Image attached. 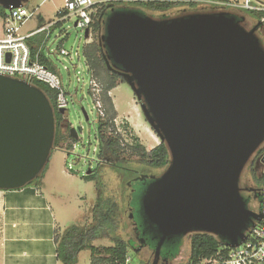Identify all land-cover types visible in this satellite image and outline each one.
<instances>
[{
	"label": "water",
	"instance_id": "water-1",
	"mask_svg": "<svg viewBox=\"0 0 264 264\" xmlns=\"http://www.w3.org/2000/svg\"><path fill=\"white\" fill-rule=\"evenodd\" d=\"M25 1L0 5L10 10ZM242 19L227 12L157 19L132 9H112L105 19L108 59L169 152L166 169L139 199L141 221L155 227L147 264L159 263L168 240L196 232L235 247L261 218L247 206L240 176L264 142V48L255 32L262 22L247 29ZM54 136L55 112L45 92L0 74V190L37 178Z\"/></svg>",
	"mask_w": 264,
	"mask_h": 264
},
{
	"label": "rangeland",
	"instance_id": "rangeland-1",
	"mask_svg": "<svg viewBox=\"0 0 264 264\" xmlns=\"http://www.w3.org/2000/svg\"><path fill=\"white\" fill-rule=\"evenodd\" d=\"M186 2H196V5L183 4L172 7L166 11H152L140 7L143 13L157 18H173L189 13L199 12H227L232 15L243 17L244 23L248 24L247 29L257 23V19L248 14L241 7H221L217 4H207L202 0H182ZM225 2V0H220ZM233 2L234 0H230ZM264 3V0H259ZM64 0H27L24 6L33 10V16L29 18L20 27V34H26L31 30L52 24L59 19L57 10L63 6ZM124 6L137 8L135 4L123 2ZM139 8V6H138ZM44 36L47 31L43 32ZM2 34V21L0 19V36ZM256 35L261 40L264 48V25L256 31ZM96 38L94 31L91 32V40ZM89 39V40H90ZM86 41L80 31L73 26V19L60 21L58 25H51L49 37L45 42L44 51L50 50V59L58 66L62 81L67 91V119L69 122L82 124V130L75 145L67 148L65 144L53 148L49 155L48 162L41 175L35 180L38 185L50 197L52 205L56 212V218L59 223L57 235H60L64 228L70 225L85 227L93 223V212L97 208L107 210L110 206L114 207V222H104L100 228V235L91 241V245L96 247H110L114 244L115 236L126 239L132 234V225L128 217V206L131 200V192L128 186L133 174L124 169L100 165L97 167L95 150V129L97 127L96 115L92 110V101L88 94V80L85 75V64L81 54L82 44ZM63 45L69 51H77L79 59L77 63L82 74L77 75L80 79L76 80V75L72 72L67 73L62 69L63 65L69 66L67 58L54 54L56 45ZM76 59V57H75ZM117 115L114 121L116 133L122 137L124 142H130L132 136L139 138L141 144L147 149L156 146L160 142L158 135L152 130L146 118L143 117L139 104L136 102L132 88L127 82H119L110 92ZM86 111L83 115L80 107ZM115 133V132H113ZM264 142L261 144V146ZM260 146V147H261ZM69 152V153H68ZM257 151L252 155V157ZM129 159L130 154L126 153ZM251 157V159H252ZM251 159L244 167L240 184L245 188L254 189L255 184L252 178ZM125 166L136 168L145 175L151 177L159 176L163 173L164 167H152L138 161L134 156L123 163ZM69 165L71 168L69 169ZM88 168L96 174L94 180L85 181L81 175L86 174ZM65 173L73 175V177ZM134 187L137 182L134 181ZM257 191L256 188L254 190ZM249 197L250 208L257 212L259 200L257 195L254 197L252 192H246ZM135 198H132V202ZM98 203L100 207H98ZM97 213V212H96ZM112 224V225H110ZM191 234H186L182 242L175 249V257L168 264H183L186 262L190 252ZM128 254L132 257L133 264H147L145 259L139 253L128 246ZM91 248L86 247L81 250L74 264H91Z\"/></svg>",
	"mask_w": 264,
	"mask_h": 264
},
{
	"label": "trees",
	"instance_id": "trees-1",
	"mask_svg": "<svg viewBox=\"0 0 264 264\" xmlns=\"http://www.w3.org/2000/svg\"><path fill=\"white\" fill-rule=\"evenodd\" d=\"M122 4L124 3L107 2L98 8L93 17V23L91 25V30L94 31L96 38L85 43L82 48V54L88 69L91 71L93 77L96 78V80L102 86V100L105 108V117H97L96 119L97 128L99 129L96 136L99 146L97 156L102 160L117 159L119 161H128L134 156L138 161L152 167H166L169 162V152L163 141H160L156 146L147 149L143 144L140 143L138 137L132 136L130 142H124L119 133H116L114 119L116 118L117 112L112 98L108 92L116 87L119 82H126V80L123 77L122 71L119 67L111 69L110 66L112 64L110 59H108L106 47L104 46L100 37L104 33L105 19L112 9H132L139 13H143V11L140 9V7H142L152 11L163 12L172 7L183 4L194 6L196 5V2H186L182 0H144L137 3H131L135 4L137 8L126 7ZM245 11L256 18V21L258 22L261 21V18L264 15V13L261 11L247 9H245ZM6 12L7 10L0 5V19L5 17ZM261 22L264 25V20ZM58 24L59 22H56L54 25L56 26ZM43 36V32H38L27 38V44L33 53H35L41 47L44 41ZM40 62L46 65L51 71L57 72L55 65L49 58L45 56L43 51L40 54ZM31 83L37 85L45 92L54 110L58 111L55 102L56 92L45 83L36 79L31 80ZM134 97L137 103H142L141 100L137 99L135 95ZM74 142L75 141H67V134L62 133L58 128H55L53 148L60 147L64 143H67V148H71ZM263 152L264 144L259 148L255 158L250 163L253 182L257 190L256 195L259 201L261 200V191L264 189V167L260 162L257 161ZM126 153L131 155L129 159L126 157ZM95 177L96 174L93 171H91L89 174L81 175V178L85 181L94 180ZM29 184L38 186V182L35 179ZM135 200L136 199H134V201ZM98 207H100L99 203ZM97 209V213L93 212V223L88 224L85 227L70 225L64 228L60 235H57L56 233L57 258L60 264H74L78 253L86 247L91 248V264H124V258L128 254V244L124 239L115 236L114 244L110 247H96L90 244L94 238L100 235L101 232L98 231L100 226L106 221L111 222V218H113L114 214L113 206H110L107 210H102L99 208ZM177 246H179V244H176L172 249L174 257L176 255L175 249ZM223 247H226V249L229 248L227 245H225L224 240L219 236L205 232L192 233L190 238L189 256L186 262L183 264H198L202 258L214 255L219 249Z\"/></svg>",
	"mask_w": 264,
	"mask_h": 264
},
{
	"label": "built area",
	"instance_id": "built-area-1",
	"mask_svg": "<svg viewBox=\"0 0 264 264\" xmlns=\"http://www.w3.org/2000/svg\"><path fill=\"white\" fill-rule=\"evenodd\" d=\"M144 0H64L63 6L57 10L59 19L52 24L41 26L38 29L28 33L20 34V27L29 18L33 16V10L28 9L24 4L17 8L7 10L2 21V34L0 36V74L12 77L25 79L29 82L36 79L48 85L56 92L55 102L56 108L66 109L68 106L66 86L62 81L60 72L56 63L50 59V50L46 53L44 51L45 42L49 37L51 25L65 19H73L74 28L78 29L83 34L86 41L83 45L91 39L93 17L103 4L107 2H128L137 3ZM146 1V0H145ZM207 4H217L221 7H241L247 10H256L264 13V3L259 0H234L222 2L220 0H202ZM264 20V15L261 21ZM88 30L89 37H85V31ZM47 31L41 47L33 53L27 44V38L38 32ZM90 39V40H89ZM81 48V50H82ZM44 52L45 56L49 58L56 67L57 72L51 71L46 65L40 62V54ZM54 54L67 58L69 66L63 65L62 69L67 73L72 72L76 75V80L79 82L77 75L82 74L78 69L80 65L77 63L79 59L78 52L69 51L63 45H56ZM82 54V51H81ZM76 57V59H75ZM82 58L84 60L83 54ZM85 75L88 80V94L92 101V110L96 117H105V108L102 100V86L93 77L91 71L88 69L86 62ZM110 95V91L108 92ZM111 96V95H110ZM115 121V120H114ZM258 161L264 167V152L259 156ZM69 169L71 165H69ZM256 213L261 214V218L255 221L246 231L245 239L235 247H223L219 249L214 255L202 258L198 264H264V189L261 191V200L259 201V208ZM124 264H133L132 257L127 254L124 258Z\"/></svg>",
	"mask_w": 264,
	"mask_h": 264
},
{
	"label": "crops",
	"instance_id": "crops-1",
	"mask_svg": "<svg viewBox=\"0 0 264 264\" xmlns=\"http://www.w3.org/2000/svg\"><path fill=\"white\" fill-rule=\"evenodd\" d=\"M58 227L51 197L39 185L0 190V264H60Z\"/></svg>",
	"mask_w": 264,
	"mask_h": 264
},
{
	"label": "flooded vegetation",
	"instance_id": "flooded-vegetation-1",
	"mask_svg": "<svg viewBox=\"0 0 264 264\" xmlns=\"http://www.w3.org/2000/svg\"><path fill=\"white\" fill-rule=\"evenodd\" d=\"M243 20L244 19L241 20L242 25L244 27H248V24L244 23ZM257 23H258V21H257ZM257 23H255V24H257ZM262 25L263 24L261 23L257 27L256 31ZM100 39H101V37H100ZM110 62H111V60H110ZM111 64L113 65V66L112 65L110 66L111 69H113L115 67L118 68V66H115L112 62H111ZM138 104H139L140 109H141V103L138 102ZM80 109H81V107H80ZM54 112H55V128H58L62 133L67 134V141H75L72 144V146H74L76 141L79 138V133L82 130V124H80V123L73 124V123L69 122V120L67 119V115H66L67 108L64 109L63 112H60L59 110L58 111L54 110ZM141 112H142V110H141ZM142 115H143V113H142ZM143 117L145 118L144 115H143ZM98 131H99V129L96 127V129H95V141H96L95 150L97 151V155H98V151H99V146H98L97 139H96ZM71 134L77 135L78 138L74 139L71 136ZM64 144L66 145L67 143H64ZM255 155L252 157L250 162H252V160L255 158ZM124 161H126V160H121V161H119L117 159L102 160V159L98 158V156L96 158L97 167L100 166V165L109 166V167H116V168L124 169V170H127V171H131L132 174H133L131 180L128 183V186H129L130 192L132 194L130 199L132 200V198H135L136 200L134 202H132L130 200L129 201V206L127 208L128 217H129V219L131 221V225H132V234L128 235V237L126 239H124V240L127 242L128 246H131L135 250V252L139 253L140 256L143 257L145 259V261L147 262L151 258V255H152V249H153V246H154V244H152V242H153L152 236L155 233V227L147 225L143 221H141V214L142 213L139 210V199H140V196H141V194H142V192H143V190L145 188V185L150 180H152L151 179L152 177L150 175L143 174L140 170H138L136 168L125 166L123 164ZM257 162H260V161H257ZM88 169H90V168H88ZM165 169H166V167H164V170ZM91 171H93V170L90 169V172ZM141 176H143V177L145 176V177L143 179H140ZM154 177H158V176H154ZM134 181L137 182L135 187H134V184H133ZM240 186L242 188L241 189V194L247 200V206L250 208L249 197L246 195V192H252V195H254V197H255L256 196V192L254 190H255L256 187L254 189L253 188L252 189H250V188H248V189L245 188L244 189V187L241 184H240ZM131 203H133V204H131ZM111 222H112V224L115 225L114 217L111 218ZM184 236L185 235H182V236H179V237H175V238H172V239L167 241V246L166 247L164 246L162 248V252H161L158 264L162 263V259H166L167 261H171L174 258L172 249L174 248V246L176 244H180L182 242V238Z\"/></svg>",
	"mask_w": 264,
	"mask_h": 264
}]
</instances>
